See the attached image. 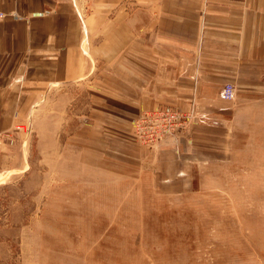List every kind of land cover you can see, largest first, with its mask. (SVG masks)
<instances>
[{
  "label": "rangeland",
  "instance_id": "obj_1",
  "mask_svg": "<svg viewBox=\"0 0 264 264\" xmlns=\"http://www.w3.org/2000/svg\"><path fill=\"white\" fill-rule=\"evenodd\" d=\"M70 87L2 146L0 264H264V88L236 94L226 142L184 157L182 130L144 144L110 91Z\"/></svg>",
  "mask_w": 264,
  "mask_h": 264
},
{
  "label": "crops",
  "instance_id": "obj_2",
  "mask_svg": "<svg viewBox=\"0 0 264 264\" xmlns=\"http://www.w3.org/2000/svg\"><path fill=\"white\" fill-rule=\"evenodd\" d=\"M0 9L15 14L0 20V161L40 97L71 100L70 86L89 79L114 109L128 106L126 119L114 110L117 125L162 106L191 114L179 152L162 156L219 147L236 94L264 88V0H0Z\"/></svg>",
  "mask_w": 264,
  "mask_h": 264
},
{
  "label": "built area",
  "instance_id": "obj_3",
  "mask_svg": "<svg viewBox=\"0 0 264 264\" xmlns=\"http://www.w3.org/2000/svg\"><path fill=\"white\" fill-rule=\"evenodd\" d=\"M8 15L15 18V14L13 15L0 9V20H3ZM221 96L226 100L234 99L233 85H224L221 90ZM191 117L190 113L179 111L173 107H157L141 113V115L134 120L132 129H134L139 140L147 144L157 138L175 137V133L186 128Z\"/></svg>",
  "mask_w": 264,
  "mask_h": 264
}]
</instances>
